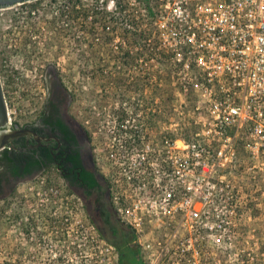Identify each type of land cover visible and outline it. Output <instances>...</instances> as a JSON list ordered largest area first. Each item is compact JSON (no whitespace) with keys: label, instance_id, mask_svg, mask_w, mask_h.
I'll return each instance as SVG.
<instances>
[{"label":"built area","instance_id":"1","mask_svg":"<svg viewBox=\"0 0 264 264\" xmlns=\"http://www.w3.org/2000/svg\"><path fill=\"white\" fill-rule=\"evenodd\" d=\"M75 11L95 43L108 34L112 49L139 52L122 60L144 95L146 84L170 90L181 120L163 124L161 106L123 103L111 139L94 148L116 221L131 232L139 264H210L213 244L231 237L240 154L254 162L248 170L264 172V0H77ZM124 31L143 38L130 46ZM58 225L39 237L50 248L35 253L39 264H120L92 223Z\"/></svg>","mask_w":264,"mask_h":264},{"label":"rangeland","instance_id":"2","mask_svg":"<svg viewBox=\"0 0 264 264\" xmlns=\"http://www.w3.org/2000/svg\"><path fill=\"white\" fill-rule=\"evenodd\" d=\"M67 1L39 0L37 2L41 5L37 8L33 7V4L26 3L1 9L0 44H14L12 40H8L9 37L12 39L13 35L20 31L16 30L13 34L14 26H21V24L27 27L42 26L43 21L47 22L49 18H56L54 13L68 11L65 8V6L69 7ZM32 11L40 14L38 19H34V24H29V22L25 24L21 19H19L22 21L21 24L13 23L17 17L25 16L23 12ZM85 22V26L83 25L86 29L83 31L84 63L81 65V75L78 76L77 73L80 68L76 65L73 41H71L72 45L66 41L63 51L57 50L58 53H62L60 61H56L60 65L55 68L61 70L60 74L64 76L67 86H71L74 93L76 90V93H79L77 106L80 108L82 124L94 144L93 148L100 150L101 145L111 139L110 133L106 130L112 126L113 120H116L117 116H121L118 112L125 107L123 103H126L127 108L140 101L137 94L129 92L136 90L137 88L130 86L134 83L138 85L139 82L134 77L136 75L132 67L125 65L122 58L116 59V56H125L124 50H115L107 46L101 47L103 41L99 46L91 45V38L87 30L91 23L88 20ZM25 33L27 32L25 31ZM125 41L127 42V40ZM39 42L44 43L43 40ZM54 53L55 50L52 49L51 54L54 55ZM129 54L134 59L139 52L133 50ZM126 56L125 58H127ZM49 58L52 60L55 57ZM126 67L127 70H131L128 75H126L128 73L125 70ZM130 78L134 82H128ZM128 83L130 84L127 85ZM142 84L144 86L145 82ZM146 88L145 99L141 98L142 102L146 103V107L161 106L164 109L163 114L156 116L157 119H160L163 124H167L169 118H173V121H181L177 114L172 113L173 106L177 105L170 90L164 87L163 91H159L154 84L153 88L146 84ZM142 90L143 88L141 92ZM10 97L13 102L12 99L15 98V95ZM98 150L95 154H99ZM254 165V162L250 161L245 154H240L238 166L230 176L234 190L237 192V208L236 214L233 216L234 225L230 227L232 229L231 237L222 247L213 244L214 255L210 264H264V172L258 168L247 169ZM17 187V190L6 199H0V264H39L42 260L35 258V253L50 249L48 245L45 248L37 246V243L42 240L39 237L49 235L48 238H51L53 235L50 231L53 225L59 227L58 222L60 220L63 222L65 219L67 227L73 229L80 221L86 227L91 223L90 215H93V210L90 213L87 212L85 204L77 195L64 192L62 190L64 184L59 178L30 179L19 183ZM110 214L111 226L121 228L117 224L115 216ZM33 221H36V226L40 230L32 232V235L28 234L27 230L32 228L29 223ZM46 221L49 223H45ZM106 231L103 237L109 240L114 239L113 234L110 236V227L106 226ZM67 232H69L70 238L67 239L68 235L66 234L65 237L63 236L64 238L62 237L65 241L64 246H69L68 250H72L71 243L74 242L75 233L70 229ZM86 232L88 234L91 230L88 229ZM30 237L34 239L30 240ZM47 240L46 238V242ZM80 244H84V242H80ZM85 245L87 246V244Z\"/></svg>","mask_w":264,"mask_h":264},{"label":"flooded vegetation","instance_id":"3","mask_svg":"<svg viewBox=\"0 0 264 264\" xmlns=\"http://www.w3.org/2000/svg\"><path fill=\"white\" fill-rule=\"evenodd\" d=\"M37 1L27 4L37 8L41 5ZM23 13L25 16L17 17L14 24L22 21L34 24V19L40 17L35 11ZM54 14L56 18L43 21L44 27L14 26L13 34L20 30L12 34V39L8 38L14 44H0V82L7 113L6 125L0 127V132L11 138L0 147V199H6L17 190L19 183L27 180L59 178L64 192L77 195L87 212L93 210V215L89 214L90 222L104 236L109 225L103 213L108 215L109 222L112 213L107 191L109 183L96 162L92 140L82 124L77 106L79 93L67 86L61 70L55 68L60 65L56 61H60L62 53L57 50L63 51L66 41L71 45L73 41L76 65L80 68L77 73L81 75L84 63L82 21L77 12ZM41 40L44 43L39 42ZM51 56L55 58L51 60ZM125 70L126 75L131 71L127 67ZM128 82L134 80L130 78ZM130 87L137 88L129 92L137 94L140 102L145 99L140 80L138 85L134 83ZM11 95H15L13 102ZM139 109L145 110V105ZM29 224L32 228L27 230L28 234L40 230L36 221Z\"/></svg>","mask_w":264,"mask_h":264},{"label":"trees","instance_id":"4","mask_svg":"<svg viewBox=\"0 0 264 264\" xmlns=\"http://www.w3.org/2000/svg\"><path fill=\"white\" fill-rule=\"evenodd\" d=\"M77 3V0H68L67 4L70 5L69 7H67L66 9L70 12H72L73 14H75V4ZM107 13L102 14V19L106 18ZM95 21V20H94ZM115 21V20H114ZM129 32L124 31L123 37H125V39L127 40V43L132 46L133 44L137 43L138 40L143 38L142 33L138 34L135 32H130V34H128ZM88 35L91 38V45H96L99 46L98 43L94 42L95 36L93 35V32L91 29L88 30ZM151 34L150 32L147 33L146 37H149ZM102 38H104V41L102 43L101 47H104L108 41L111 39L108 34H103ZM125 56L127 58L133 59V56L129 55V50H126L125 52ZM146 56L149 57L148 52H146ZM125 56L122 57H117V58H122L124 59ZM139 56L136 55L135 58H138ZM93 72H95L94 70H92ZM139 82V80H137ZM102 192L104 193V189H101ZM103 217L106 221V223L109 225L111 232L113 234V238L114 239H107L112 245L116 246V248L119 250V254H120V264H139V261L137 259V255H136V250L135 248L130 244V240L132 239V234L130 231H128L126 228H124L123 226H120L121 228H117V227H113L111 226L110 222L108 221V215L103 213Z\"/></svg>","mask_w":264,"mask_h":264},{"label":"water","instance_id":"5","mask_svg":"<svg viewBox=\"0 0 264 264\" xmlns=\"http://www.w3.org/2000/svg\"><path fill=\"white\" fill-rule=\"evenodd\" d=\"M33 1L36 0H0V10ZM6 120H7L6 106H5L2 86L0 82V127H4L6 125ZM10 139L11 138L8 135H6V133L0 132V147H2V145L5 142L10 141Z\"/></svg>","mask_w":264,"mask_h":264}]
</instances>
